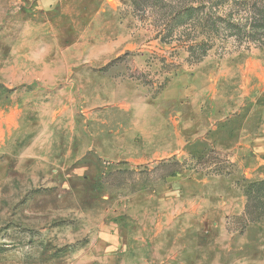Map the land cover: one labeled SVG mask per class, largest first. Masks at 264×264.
Returning <instances> with one entry per match:
<instances>
[{"label":"rangeland","instance_id":"1","mask_svg":"<svg viewBox=\"0 0 264 264\" xmlns=\"http://www.w3.org/2000/svg\"><path fill=\"white\" fill-rule=\"evenodd\" d=\"M263 15L0 0V264H264Z\"/></svg>","mask_w":264,"mask_h":264},{"label":"crops","instance_id":"2","mask_svg":"<svg viewBox=\"0 0 264 264\" xmlns=\"http://www.w3.org/2000/svg\"><path fill=\"white\" fill-rule=\"evenodd\" d=\"M28 49L25 47H20L18 46V48H16V50H14L13 53V60H12V65L13 68L16 70H20V69H27L26 64H29L32 66V62L31 63H27L26 59L27 57H29L28 55L24 54V52L22 51H27ZM30 54V53H29ZM34 68H37L36 65H33ZM17 110L13 111L14 115H17Z\"/></svg>","mask_w":264,"mask_h":264},{"label":"trees","instance_id":"3","mask_svg":"<svg viewBox=\"0 0 264 264\" xmlns=\"http://www.w3.org/2000/svg\"><path fill=\"white\" fill-rule=\"evenodd\" d=\"M186 12H180L179 13V15L181 16V19L182 20H184V17H185V14ZM189 16L191 17L192 16V12L190 11L189 12ZM256 23H257V28H261V27H264V15L263 16H261L260 18H258L257 20H256ZM256 28V29H257Z\"/></svg>","mask_w":264,"mask_h":264}]
</instances>
